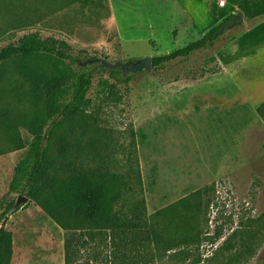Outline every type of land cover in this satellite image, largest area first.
<instances>
[{"label": "rangeland", "instance_id": "374dc122", "mask_svg": "<svg viewBox=\"0 0 264 264\" xmlns=\"http://www.w3.org/2000/svg\"><path fill=\"white\" fill-rule=\"evenodd\" d=\"M179 1L204 37L210 0ZM243 31L242 25L227 27L215 45L119 83L99 64H83L165 56L199 40L186 34L165 0H0V49L39 33L71 45L74 61L43 56L32 68L93 75L85 113L58 122L51 142L57 167L72 163L131 178L134 190L116 210L130 219L145 200L141 236H151L155 226L162 237L124 261L110 233L78 245L88 236L63 231L35 202L22 201L20 170L34 140L31 126L37 118L54 124L42 90L14 59L0 68V228L15 204L6 225L14 241L12 264H65L72 239L80 263L264 264V118L257 112L264 103V48L242 54L228 68V83L216 61ZM244 42L231 46L229 56L245 49ZM104 82L117 89L111 93ZM72 94L71 87L66 102Z\"/></svg>", "mask_w": 264, "mask_h": 264}, {"label": "trees", "instance_id": "16d2710c", "mask_svg": "<svg viewBox=\"0 0 264 264\" xmlns=\"http://www.w3.org/2000/svg\"><path fill=\"white\" fill-rule=\"evenodd\" d=\"M239 8L249 21L264 18V0H239ZM233 18H227L203 38L183 49L153 57V70H163L180 59L215 45L226 33ZM239 36L234 37L229 45ZM72 52L73 48L67 42L54 38L44 39L39 33L25 35L17 44L0 49V68L11 60H21V69L27 79L42 90L46 116L54 124L51 128L42 118H37L31 126L34 140L25 163L26 169L20 170L24 180L20 194L35 202L63 231L79 233V238L88 236L84 242L80 239L78 245L85 246L87 241H96L99 235L110 233L108 235L114 252L120 254L117 256H121L124 261H131L134 255L139 257L138 254L141 249L146 248L148 242L158 244L162 239L155 226L152 227L151 236H141L144 233L141 229L144 227L142 216L146 211L145 200L135 204L130 219L116 210L125 195L134 190L131 178L126 180V176L122 174L84 170L72 166V163H63L59 169L52 154L51 142L60 125L59 120L75 121L85 113L93 75L90 72L73 75L61 67L49 75L32 68V64L43 56L54 57L61 63L74 61ZM101 69L109 72L119 83L132 80L120 78L119 71H110L103 67ZM104 85L111 93L117 89L115 84L104 82ZM71 87L72 98L70 102H66ZM257 112L264 118V103ZM14 211L15 204H11L2 215L0 264H12L13 261L14 241L6 225L9 214ZM77 244H74L73 239L66 241L65 264H98L76 261L79 254Z\"/></svg>", "mask_w": 264, "mask_h": 264}, {"label": "crops", "instance_id": "0c3cea01", "mask_svg": "<svg viewBox=\"0 0 264 264\" xmlns=\"http://www.w3.org/2000/svg\"><path fill=\"white\" fill-rule=\"evenodd\" d=\"M219 1L220 0L208 1L207 4V11L209 13V16L207 17L208 25H204L205 26L204 28H206L204 29V32H209L213 28L220 25L227 18L230 17L235 18L238 12L241 11L239 8V0H227V4L225 7H220ZM165 3L169 7L171 6V8H173L176 11V14L181 22V27L185 29L186 34L194 37V39L200 40L201 38H203L199 33L200 31L195 19L187 13V11L181 5L179 0H165ZM114 21H115V16H114ZM241 25L244 28V31L241 33L238 39L231 45L227 46L226 48L221 49L222 51L219 50L222 52V54H224V56L217 57L216 54V61L218 62L219 66L222 69V71L219 73V77H221V80L223 79V81L227 83L230 81L228 77L229 76L228 68L237 64L239 62L237 60L241 57L242 54L250 55L257 50L264 48V18L253 21H249L246 18H244L242 24L237 26H241ZM114 26L117 28L118 35H120L118 27L116 26V22L114 23ZM149 27L151 30H154L153 24L152 26L149 25ZM176 30H177V36H176L177 38L180 34V30L179 29ZM242 39H244L245 41L243 45L245 49L239 50L238 52H236L234 56H229L230 54H228L229 53L228 51L231 49V46L237 44Z\"/></svg>", "mask_w": 264, "mask_h": 264}, {"label": "water", "instance_id": "95a60500", "mask_svg": "<svg viewBox=\"0 0 264 264\" xmlns=\"http://www.w3.org/2000/svg\"><path fill=\"white\" fill-rule=\"evenodd\" d=\"M245 18V15L243 12H238V14L235 16V18L232 20V22L229 24L228 28L232 29L237 25L242 24L243 20ZM99 64L100 68H106L110 71H117L122 70L124 76L127 78L130 75H134L143 71H150L153 69V57H147L143 60L131 62V63H110L108 61H104L101 59H93L89 60L88 62L84 63L83 65L88 64ZM28 198L22 197L23 202H27Z\"/></svg>", "mask_w": 264, "mask_h": 264}, {"label": "built area", "instance_id": "2783aa9c", "mask_svg": "<svg viewBox=\"0 0 264 264\" xmlns=\"http://www.w3.org/2000/svg\"><path fill=\"white\" fill-rule=\"evenodd\" d=\"M226 4H227V0H220V1H219V6H220V7H225Z\"/></svg>", "mask_w": 264, "mask_h": 264}]
</instances>
